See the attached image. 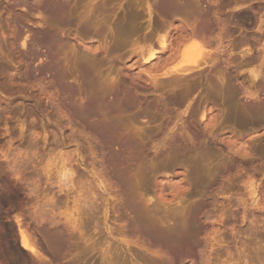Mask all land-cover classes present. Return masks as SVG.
Here are the masks:
<instances>
[{"label": "rangeland", "instance_id": "1", "mask_svg": "<svg viewBox=\"0 0 264 264\" xmlns=\"http://www.w3.org/2000/svg\"><path fill=\"white\" fill-rule=\"evenodd\" d=\"M172 3L0 0V264H264V0Z\"/></svg>", "mask_w": 264, "mask_h": 264}, {"label": "bare ground", "instance_id": "2", "mask_svg": "<svg viewBox=\"0 0 264 264\" xmlns=\"http://www.w3.org/2000/svg\"><path fill=\"white\" fill-rule=\"evenodd\" d=\"M169 1V0H168ZM191 1H193V0H172V4H176V6L177 5H189L190 6V3H191ZM167 2V1H166ZM155 3V2H154ZM164 3H165V1H164ZM171 3V2H170ZM194 3V2H193ZM39 4V3H38ZM37 4V5H38ZM43 3H41L40 5H42ZM169 4V3H168ZM192 4V3H191ZM17 5V4H16ZM18 6V5H17ZM192 6V5H191ZM185 7V6H184ZM44 8H45V5H44ZM43 8V9H44ZM188 8V7H187ZM45 10V9H44ZM197 11V10H196ZM47 12V11H46ZM217 15V14H216ZM215 15V16H216ZM240 15V14H239ZM211 19V18H210ZM215 20V19H214ZM240 20V19H239ZM217 21V20H216ZM246 21V20H245ZM250 21V20H249ZM206 22V21H205ZM210 22V21H209ZM215 22V21H214ZM244 22V21H243ZM206 23H208V21L206 22ZM218 23H219V20H218ZM248 23V22H247ZM261 23V22H260ZM205 24V23H204ZM203 24V25H204ZM212 24V23H211ZM214 24H216V23H214ZM202 25V26H203ZM206 25V30H209L210 29V26H213V25H210V24H208V25H210V26H207V24H205ZM204 25V26H205ZM223 25V24H222ZM201 25L200 26H198L199 28L200 27H202ZM207 27H209V29H207ZM261 27H262V25H261ZM202 28H204V27H202ZM204 28V29H205ZM212 28H214V26L213 27H211V29ZM203 29V30H204ZM210 29V30H211ZM218 29V28H217ZM234 29V28H233ZM202 29H197V33H199V34H195V37L194 38H198V37H200V35L202 36L203 34H200V33H203L204 32V34H205V30L203 31ZM220 30H221V28H220ZM219 30V31H220ZM195 31H194V33H196ZM208 32V31H207ZM210 32V31H209ZM193 33V34H194ZM199 35V36H198ZM204 36H206V34L204 35ZM224 36H226V35H224ZM188 37H190V36H188ZM217 37V36H216ZM228 37V36H227ZM52 38V36H51V34L50 33H44V34H40V36L38 37V39H36V41L33 43L34 44V46L33 47H36V49H38V50H41V49H46V51L47 52H50L51 51V49H50V47H49V43H50V39ZM184 38V37H183ZM182 38V39H183ZM219 38V37H218ZM218 38H217V40H218ZM201 41H200V40ZM205 38H198V40L200 41V42H202L203 40H204ZM207 40H208V38H206ZM222 39V38H221ZM219 41V40H218ZM217 41V43H219ZM233 41V40H232ZM239 41H241V39L239 40ZM238 41V42H239ZM52 42V41H51ZM223 42V41H222ZM237 42V41H236ZM203 43V42H202ZM202 43H200V44H202ZM206 43V42H205ZM204 43V44H205ZM210 43V42H209ZM221 43V42H220ZM219 43V44H220ZM224 43V42H223ZM222 43V44H223ZM233 43H235V42H233ZM233 43H231V44H233ZM168 44V43H167ZM200 44H198V43H196V46L199 48L198 49V52H199V50H202L201 49V46H200ZM214 44V43H213ZM208 45V44H207ZM206 45V46H207ZM210 45H211V43H210ZM235 45V44H234ZM237 45V44H236ZM170 46V45H169ZM178 46V45H177ZM12 47V46H11ZM52 47V46H51ZM204 47V46H203ZM210 47V46H209ZM167 48H168V46H167ZM170 48V47H169ZM168 50V49H167ZM178 50V49H177ZM225 50V49H224ZM228 51H229V49H228ZM227 51V52H228ZM230 51H231V49H230ZM229 51V52H230ZM169 53V52H168ZM176 53V52H175ZM199 54V53H198ZM204 54H205V52H204ZM171 55V54H170ZM175 55H177V54H175ZM199 55H202L201 53L199 54ZM263 55H264V53H263ZM32 56V57H31ZM40 55H38V53H36V51H35V53H33L32 55H30V58H33V59H35V58H37V57H39ZM198 56V55H197ZM203 57H204V55H202ZM206 57H208L207 55H205ZM172 57V56H171ZM200 57V56H199ZM167 60H168V57L166 58ZM171 59V58H170ZM169 59V60H170ZM202 59V58H201ZM206 59V58H205ZM262 59H263V57H262ZM203 61H204V58L202 59ZM202 60L201 61H199V62H196L195 63V65L196 66H193V68L191 67V68H177V69H175L174 70V72H176V73H181V74H183V75H188V72H190V71H193L194 70V68H198L200 65L199 64H202ZM207 60V59H206ZM229 60V59H228ZM264 60V59H263ZM155 61V60H154ZM208 61V60H207ZM235 61V60H234ZM201 62V63H200ZM248 62V61H247ZM203 63H206V62H203ZM243 63V62H242ZM264 63V61L262 62V64ZM150 64V63H149ZM248 64V63H247ZM241 65V64H240ZM264 65V64H263ZM48 67V66H47ZM42 68L39 72H38V74H40L41 76H46V75H48V73L50 74V70L48 69V68H50V67H48V68ZM249 67V66H248ZM53 71V70H52ZM51 71V72H52ZM55 73V72H54ZM50 74V75H53V79H54V81H55V84H56V88L57 87H59V88H62V89H60V90H63V92H65L64 90V86H62L61 87V84H60V82H61V80L59 79V77L56 75V73L55 74ZM255 74H256V72H254ZM261 73V72H260ZM58 74V73H57ZM165 74V73H164ZM255 74H253L254 76H255ZM168 75V74H167ZM258 75H259V72H258ZM190 76V75H189ZM256 77V76H255ZM177 78V77H176ZM26 79V78H25ZM28 79V78H27ZM224 83H225V81H224ZM226 84V83H225ZM222 85H224L223 83H222ZM230 85V84H229ZM231 86V85H230ZM226 87V86H225ZM55 88V89H56ZM227 88V87H226ZM58 89V88H57ZM228 89V88H227ZM222 90V89H221ZM57 91H59V90H57ZM60 92V91H59ZM231 93V92H230ZM233 93V92H232ZM231 93V94H232ZM235 94H236V92H235ZM235 94L233 93V95L235 96ZM238 94V93H237ZM228 95V94H227ZM232 95V96H233ZM224 96H226L225 94H224ZM229 96V95H228ZM225 98V97H224ZM230 98V97H229ZM227 99V98H226ZM225 100V99H224ZM227 100H230L231 101V99H227ZM226 102V101H225ZM224 102V103H225ZM235 102V101H234ZM233 103V102H232ZM228 104V103H227ZM229 104H230V106L232 105L230 102H229ZM228 104V105H229ZM235 105V104H234ZM238 105V104H237ZM236 105V106H237ZM129 106V105H128ZM70 106H68V108H69ZM124 107V106H123ZM125 107H127L126 105H125ZM227 107H229V106H227ZM263 107V106H262ZM90 108V107H89ZM128 108V107H127ZM229 108H231V107H229ZM258 108V107H257ZM86 109V108H85ZM88 109V108H87ZM86 109V110H87ZM231 109H233V110H229V111H231V112H229V113H227L228 114V117L229 118H231L229 115L230 114H232V111H234L235 112V108H233V105H232V108ZM251 109V108H250ZM71 110L73 111V109L71 108ZM226 110H228V109H225V112H226ZM236 110H238V109H236ZM249 110V109H248ZM255 110H257V109H255L254 108V111ZM262 110V109H261ZM260 111V110H259ZM86 112V111H85ZM99 112V111H98ZM256 112V111H255ZM262 112V111H261ZM73 114H75V111H73L72 112ZM72 113H70V114H72ZM77 113V112H76ZM99 114H100V112H99ZM98 113H96V112H92V111H88L87 110V112L86 113H84V114H82V115H72L73 117V119L75 120H77L78 121V124L80 125V129H83V130H81L82 132H83V134H85L84 132H85V130H88L92 135H93V137L94 138H96V140L98 141V143H99V146H100V149H101V151L103 152L104 150H105V148H106V146L107 145H109L108 144V142H106L107 141V139H108V136H107V130L104 128V127H102V125L99 123V124H96V125H94V124H90V121L92 120V119H96L97 118V120H98V117L100 116ZM236 114V113H235ZM234 114V115H235ZM237 114H239V113H237ZM224 115H226V114H224ZM233 115V118L234 117H237V118H239V116H234ZM227 116V115H226ZM232 116V115H231ZM227 117V118H228ZM71 118V119H72ZM97 120H94V121H97ZM228 120V119H227ZM99 121H100V118H99ZM98 121V122H99ZM225 121V120H224ZM230 121V120H229ZM233 121H235V120H233ZM75 122V121H74ZM89 122V123H88ZM72 123V122H71ZM78 130H79V128H78ZM87 132V131H86ZM89 133V134H90ZM95 140V139H94ZM69 143V142H68ZM231 143V142H230ZM105 144H107V145H105ZM226 144V143H225ZM224 144V145H225ZM232 144V143H231ZM230 145V144H229ZM232 146H235V145H232ZM227 149V148H226ZM237 150H240V149H237ZM106 151V150H105ZM105 151H104V153H105ZM235 152H236V150H235ZM241 153V152H240ZM64 168V167H63ZM68 171V170H67ZM66 171V172H67ZM69 172V171H68ZM117 177H118V174H117ZM119 178V177H118ZM121 179V178H120ZM119 179V180H120ZM72 184V183H71ZM101 184V183H100ZM103 186V185H102ZM94 187V186H93ZM63 188V187H62ZM90 190H91V188H90ZM86 192H87V190H86ZM89 192V191H88ZM86 194V193H85ZM89 194H90V192H89ZM94 194V193H93ZM97 195V194H96ZM94 196V195H93ZM96 197V196H95ZM129 200V199H128ZM128 200H127V202H128ZM126 202V204H125V209L127 210V211H130L129 213H131L132 215H134L133 216V218H132V220H133V224L136 226V227H138V229H140V233H143L144 234V236L145 237H150L149 239L151 240V242H152V244L154 245V246H156V247H159V249H162L163 251H171V250H173L172 252L173 253H175L174 255V258H173V254L171 253H168V254H170L172 257V259H179V261H180V259L181 258H184L185 256L186 257H190L191 255H192V249L194 250L195 248H197V249H195V250H198V247H195L194 248V245L196 244V242H194L195 244H192V242H193V240L191 241V239L192 238H189V236L190 235H187V230H186V234H185V232L184 233H176L177 234V236H176V238L175 239H173V247H172V245L171 246H169V245H167L166 243H165V241H164V243L163 242H161V241H158L157 240V238H155V239H153L152 238V236L154 237V234L152 235V233H149L148 231H146V229H144L141 225V219L138 217V216H136V214L138 215V213H136V214H134V209L135 208H133L134 206H132L131 204H128ZM86 203V202H85ZM93 203V202H92ZM90 204H91V202H90ZM87 205V204H86ZM89 205V204H88ZM92 205V204H91ZM92 208V207H91ZM94 208V207H93ZM137 208V207H136ZM96 209V208H95ZM94 210V209H93ZM92 210V211H93ZM45 220V219H44ZM43 220V221H44ZM52 220V219H51ZM51 220H50V222H51ZM46 221V220H45ZM49 222V221H48ZM48 222H45V223H48ZM55 223V222H54ZM56 225V224H55ZM58 225V224H57ZM51 226V225H50ZM53 226V225H52ZM54 228V227H53ZM60 229V228H59ZM137 229V230H138ZM191 231V230H190ZM189 231V232H190ZM60 232V231H59ZM58 232V233H59ZM138 232V231H137ZM188 232V233H189ZM198 232V231H197ZM57 233V232H56ZM64 233V232H63ZM195 232L193 231V234H194ZM23 235H24V233H22ZM62 234V233H61ZM61 234H59V235H61ZM189 234H191V233H189ZM193 234H191V236L193 235ZM198 234V233H197ZM22 235V238L20 239V242H21V244H22V246H24V248H27V249H29V250H33L34 249V247H33V244H31L30 242H28L27 241V239H25V237ZM58 235V236H59ZM63 236H64V234H63ZM194 236V235H193ZM67 237V236H66ZM61 238V237H60ZM152 238V239H151ZM194 238V237H193ZM172 244V243H171ZM197 245V244H196ZM198 246V245H197ZM170 247H172L171 248V250H170ZM200 247V246H199ZM174 248H175V250H174ZM192 252V253H191ZM191 254V255H190ZM168 257V256H167ZM193 257V256H192ZM170 258V260H172ZM168 259V258H167ZM182 260V259H181ZM183 261V260H182ZM170 263V262H169ZM171 264V263H170Z\"/></svg>", "mask_w": 264, "mask_h": 264}]
</instances>
